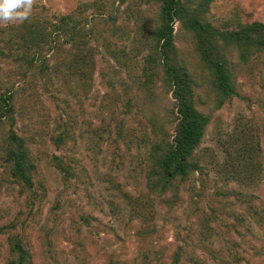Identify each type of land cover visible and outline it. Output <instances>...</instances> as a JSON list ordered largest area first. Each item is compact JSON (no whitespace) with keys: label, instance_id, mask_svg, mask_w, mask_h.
I'll list each match as a JSON object with an SVG mask.
<instances>
[{"label":"rangeland","instance_id":"rangeland-1","mask_svg":"<svg viewBox=\"0 0 264 264\" xmlns=\"http://www.w3.org/2000/svg\"><path fill=\"white\" fill-rule=\"evenodd\" d=\"M100 4L36 0L31 15L56 25L68 15L90 31L91 85L54 67L55 60L49 63L52 82L37 69L23 77L14 64L0 61L22 88L23 102L47 114L38 116L31 105L17 115L15 130L35 150V196L0 182V229L14 225L12 233L24 239L33 264H161L175 255L177 264H264V57L238 66V96L230 101L215 108L202 95L200 108L210 121L194 155L203 173L195 186L186 183L175 197L169 191L156 199L144 177L151 126L136 101L127 112L122 107L124 89L133 94L143 80L146 27L138 13L145 6L129 0L119 8V39ZM233 11L243 22L264 21V0H214L210 7L214 24ZM10 26L0 25L2 48ZM114 43L122 47L117 56L108 51ZM54 120L75 126L74 141L55 146ZM53 156L69 162L70 176L55 168ZM6 238L0 232V264L8 261Z\"/></svg>","mask_w":264,"mask_h":264},{"label":"trees","instance_id":"trees-1","mask_svg":"<svg viewBox=\"0 0 264 264\" xmlns=\"http://www.w3.org/2000/svg\"><path fill=\"white\" fill-rule=\"evenodd\" d=\"M100 1L99 13L109 15V23L121 39L124 32L115 24L116 12L129 0ZM135 1L145 6L139 10L138 18L145 22L147 54L140 68L143 80L137 81L133 94L128 87L124 89L122 107L127 112L136 101L151 126L153 138L144 173L148 195L160 199L172 191L175 197L181 185L195 186L197 175L203 173L194 155L210 121V113L200 108L202 95L215 108L238 96V66L264 57V21L243 22L242 14L233 11L223 16L219 24H214L210 13L214 0ZM57 20L56 25L30 16L22 24L11 25L6 47H0V61L14 64L23 77L37 69L42 78L52 82L49 63L55 60L54 67L60 65L85 86L91 85L95 53L88 44L90 31L71 16L62 15ZM114 45L116 49L108 47V51L117 56L122 47ZM118 62L128 63L127 59ZM53 70L58 73L57 69ZM8 72V68H0V182L16 184L19 193L29 192L34 197L35 150L26 142L24 133L19 135L15 130L17 115H22L23 107L33 104L23 102L22 88ZM160 103L166 105L164 110ZM33 106L38 116L47 117L44 108ZM74 127L71 122L54 120L50 137L55 146L74 141ZM52 159L55 168L65 177L71 175L69 162L57 156ZM13 230V224L0 229L7 233L8 261L5 264H33L24 239L13 234ZM178 261L175 255L171 263L161 264H177Z\"/></svg>","mask_w":264,"mask_h":264},{"label":"clouds","instance_id":"clouds-1","mask_svg":"<svg viewBox=\"0 0 264 264\" xmlns=\"http://www.w3.org/2000/svg\"><path fill=\"white\" fill-rule=\"evenodd\" d=\"M36 0H0V25L22 24L33 12Z\"/></svg>","mask_w":264,"mask_h":264}]
</instances>
